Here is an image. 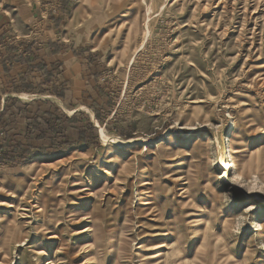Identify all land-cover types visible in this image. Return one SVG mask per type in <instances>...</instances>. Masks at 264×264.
Segmentation results:
<instances>
[{
    "label": "rangeland",
    "instance_id": "obj_1",
    "mask_svg": "<svg viewBox=\"0 0 264 264\" xmlns=\"http://www.w3.org/2000/svg\"><path fill=\"white\" fill-rule=\"evenodd\" d=\"M47 262L264 264V0H0V264Z\"/></svg>",
    "mask_w": 264,
    "mask_h": 264
},
{
    "label": "crops",
    "instance_id": "obj_2",
    "mask_svg": "<svg viewBox=\"0 0 264 264\" xmlns=\"http://www.w3.org/2000/svg\"><path fill=\"white\" fill-rule=\"evenodd\" d=\"M49 63H50L51 65L54 66L55 64H57V58H56V59H51ZM71 64L74 65V62H72ZM65 65H66V63H65ZM63 67H64V66H63ZM70 67H71V66H70ZM75 69H76V71L74 72V74H72V73L70 72V70H69V74H70L71 76H79V74H80L79 71H80V70H78V68H75ZM77 70H78V71H77ZM55 84H56V83H55ZM61 93H62V92H61ZM62 96H63V95H62ZM62 96H61V97H62Z\"/></svg>",
    "mask_w": 264,
    "mask_h": 264
},
{
    "label": "bare ground",
    "instance_id": "obj_3",
    "mask_svg": "<svg viewBox=\"0 0 264 264\" xmlns=\"http://www.w3.org/2000/svg\"><path fill=\"white\" fill-rule=\"evenodd\" d=\"M222 2V1H221ZM220 2V3H221ZM149 8V7H148ZM258 10V9H257ZM150 11V8L149 9H146V12H149ZM148 14V13H147ZM146 26V25H145ZM148 32V28H147V26H146V30H144V35H145V33H147ZM148 35V34H147ZM102 134H104V132L102 131ZM229 149H230V151L232 150V145L230 144L229 145ZM219 163H221V162H219ZM221 165L223 166V164L221 163ZM156 256H158V255H154V256H152L151 258H155ZM45 260V259H44ZM150 262V261H149ZM43 264H50V262H47V263H43Z\"/></svg>",
    "mask_w": 264,
    "mask_h": 264
},
{
    "label": "trees",
    "instance_id": "obj_4",
    "mask_svg": "<svg viewBox=\"0 0 264 264\" xmlns=\"http://www.w3.org/2000/svg\"><path fill=\"white\" fill-rule=\"evenodd\" d=\"M57 95H58L59 97L62 96L61 93H60V94H57ZM16 99H17V98H16ZM16 99H15V98H14V99H11V102H12V101L15 102ZM6 109H7V106H5V108L3 109V112L7 111ZM81 141H84V143H85L87 140H85L84 136H81ZM17 151H18V150H17ZM19 153H20L21 155H24L25 152H21V151L19 150Z\"/></svg>",
    "mask_w": 264,
    "mask_h": 264
}]
</instances>
